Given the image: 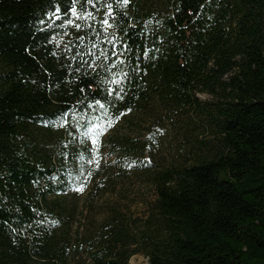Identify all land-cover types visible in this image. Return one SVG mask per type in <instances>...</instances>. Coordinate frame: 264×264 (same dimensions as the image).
Listing matches in <instances>:
<instances>
[{
    "label": "trees",
    "instance_id": "trees-1",
    "mask_svg": "<svg viewBox=\"0 0 264 264\" xmlns=\"http://www.w3.org/2000/svg\"><path fill=\"white\" fill-rule=\"evenodd\" d=\"M107 2L104 31L47 15L71 0H0V264H129L140 252L149 264H264V0ZM113 39L124 63L105 70L90 50ZM121 72L124 98L105 96ZM158 109L184 150L164 167L116 130ZM127 165L154 204L144 216L111 206L70 262L75 193L115 192Z\"/></svg>",
    "mask_w": 264,
    "mask_h": 264
},
{
    "label": "rangeland",
    "instance_id": "rangeland-1",
    "mask_svg": "<svg viewBox=\"0 0 264 264\" xmlns=\"http://www.w3.org/2000/svg\"><path fill=\"white\" fill-rule=\"evenodd\" d=\"M198 96L202 101L212 99V96L207 93H200ZM161 115L160 109L152 112L142 111L123 120L116 127L120 133L131 134L145 141L149 146L145 158L157 167L176 164L184 154L181 144L182 135L166 117L162 119ZM112 158L114 160L115 156ZM127 167V175L122 178L115 192H108L104 195H92L90 190L75 193L80 207L77 219L72 226V236L76 243L75 246L80 248V253L73 251L70 262L75 257L87 256L84 251L89 247L87 241L95 236L101 219L111 206L121 205L124 210L144 216L154 204L157 195L153 186L130 170L128 165ZM129 264H149V257L144 252L137 253L131 257Z\"/></svg>",
    "mask_w": 264,
    "mask_h": 264
},
{
    "label": "snow or ice",
    "instance_id": "snow-or-ice-1",
    "mask_svg": "<svg viewBox=\"0 0 264 264\" xmlns=\"http://www.w3.org/2000/svg\"><path fill=\"white\" fill-rule=\"evenodd\" d=\"M124 4L128 3V0H122ZM80 4V8H77V5ZM99 5L100 7H105L106 11L104 12V15L99 20H96L93 16V12H98L99 8L97 7ZM90 8L91 10H88ZM114 8L111 3H108L107 0H71L70 6L65 10L62 9L59 4L55 5L54 11H50L47 13V15L52 16L56 20H60L63 17L64 22L69 25L75 27L77 30H80L82 28V25L78 22L81 20H94L96 24L101 25V30L106 31L108 28H111L113 26V23L115 22L116 17L113 15ZM40 23H44L43 20L40 21ZM63 26V25H62ZM89 27H92V25H88ZM97 35H99V31L96 32ZM80 41L83 42L84 37H79ZM108 43L112 44V48L108 51H100L98 55L92 54L90 50V54L94 55L95 59H103L104 61H108V64H101L99 65L102 69H110L116 65V63L123 64L124 59L122 58L123 53L120 49L116 47L115 39L108 41ZM97 45H93V48H96ZM115 57V59H112ZM76 57L73 56L72 59H75ZM87 69H90L93 73L96 75H99L97 71V66L93 63L87 64ZM80 69L77 68V71ZM87 76V72L85 73ZM127 72H121L118 74L117 78L112 79L111 81H105V84L111 83L114 85V87H106L104 89L105 96H113L117 100H122L124 97L122 95L123 87L121 85L123 84V81H125L128 78ZM99 89V85H97V90ZM81 91H85V88H81ZM102 99H95L94 103L98 105L101 109L105 108V104L102 103ZM91 107V106H90ZM130 111V109H129ZM121 116L124 115V113H120ZM63 119V116L61 117ZM108 127H111V121H108ZM92 127H98V125L93 124ZM93 145L96 144V140L93 139L92 141ZM89 163L92 161L89 160Z\"/></svg>",
    "mask_w": 264,
    "mask_h": 264
},
{
    "label": "water",
    "instance_id": "water-1",
    "mask_svg": "<svg viewBox=\"0 0 264 264\" xmlns=\"http://www.w3.org/2000/svg\"><path fill=\"white\" fill-rule=\"evenodd\" d=\"M98 93L97 92H95V95H97Z\"/></svg>",
    "mask_w": 264,
    "mask_h": 264
}]
</instances>
